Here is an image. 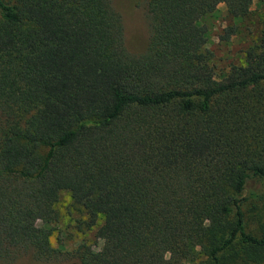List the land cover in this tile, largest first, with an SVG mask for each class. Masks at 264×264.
<instances>
[{"label": "trees", "instance_id": "16d2710c", "mask_svg": "<svg viewBox=\"0 0 264 264\" xmlns=\"http://www.w3.org/2000/svg\"><path fill=\"white\" fill-rule=\"evenodd\" d=\"M253 2L254 39L218 66L203 18ZM62 191L97 249L49 245ZM25 261L264 264V0H0V264Z\"/></svg>", "mask_w": 264, "mask_h": 264}, {"label": "rangeland", "instance_id": "374dc122", "mask_svg": "<svg viewBox=\"0 0 264 264\" xmlns=\"http://www.w3.org/2000/svg\"><path fill=\"white\" fill-rule=\"evenodd\" d=\"M261 10L262 7L253 2L247 18L233 21L224 5L218 4L210 15L203 18L202 24L207 29L206 48L212 52L213 60L218 66L224 67L229 62L241 61L242 49L254 39L255 32H257L256 22ZM123 22L126 35L136 36L134 42L131 43V48L135 51L141 47L147 31L146 16L141 1L123 11ZM231 24L236 25V34L229 39L227 44H224L219 41L218 37L223 32L222 30ZM53 209L56 220L50 225L51 234L48 239L52 248L58 251H72L82 243L93 250L98 248L100 245L96 237L98 225L90 227L85 225L86 213L79 205L73 203L68 192H60ZM24 264L28 263L25 261Z\"/></svg>", "mask_w": 264, "mask_h": 264}]
</instances>
